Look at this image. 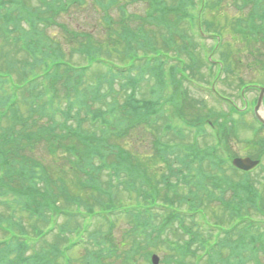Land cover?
Masks as SVG:
<instances>
[{
	"label": "trees",
	"instance_id": "obj_1",
	"mask_svg": "<svg viewBox=\"0 0 264 264\" xmlns=\"http://www.w3.org/2000/svg\"><path fill=\"white\" fill-rule=\"evenodd\" d=\"M143 1L161 13L148 9L130 15L124 0H95L105 12L100 36L64 25V38L75 41V50L88 61L76 67L67 60L61 38L39 30L37 22L53 21L83 0L0 1V38L9 46L0 48V222L8 204L27 223L33 220L31 238L37 242L47 236L44 225L55 226L57 214H65L61 231L75 225L74 237L82 231L78 220L92 216L91 227L86 224L78 239L82 253L70 255L64 241H55L32 250L29 264H107L110 259L111 264H151L153 253L161 255V264H195L196 259L264 264V226H257L264 221V191L249 173L235 169L224 151L238 123L229 112L234 110L220 104L208 111L194 109L190 95L201 81L195 73L200 64L185 57L193 55L194 43L181 25L187 14L167 22L166 0ZM177 1L184 3L181 7L195 4ZM211 2L220 5V0ZM114 3L120 16L109 11ZM214 8L207 5V15L216 17ZM14 52L23 58L16 60ZM116 55L121 61L114 60ZM97 65L106 67L104 72L93 71ZM89 71L94 74L88 78ZM68 173L78 192L69 185ZM126 192L135 203L121 205L120 216L130 226L121 239H107V244L106 237L119 226L113 211ZM202 194L228 209V226L201 213L207 211ZM161 198V210L151 209ZM176 199L179 207L161 212ZM145 201H150L146 210L140 206ZM185 213L200 215L196 223L206 230L211 224V230L198 233L184 221ZM24 250L13 261L20 263Z\"/></svg>",
	"mask_w": 264,
	"mask_h": 264
},
{
	"label": "rangeland",
	"instance_id": "obj_2",
	"mask_svg": "<svg viewBox=\"0 0 264 264\" xmlns=\"http://www.w3.org/2000/svg\"><path fill=\"white\" fill-rule=\"evenodd\" d=\"M1 1V0H0ZM36 4H40L39 0H32ZM199 1V0H197ZM212 1V0H211ZM211 1L209 0L210 4ZM255 1L252 0L248 3H243V0H224L221 2L220 5H218L217 15L218 18L214 19L212 15H207L206 11L202 12V24L204 29L210 31V32H223L224 40L222 46L217 45L213 42L212 39L203 40L201 39L198 34L195 33H189L190 29V22L192 21L189 16H186V18L181 22V25L184 26L185 30L189 34L197 35V38L193 39L194 43L191 48L193 49V55L185 54L184 56L188 59V61H192V58L195 60H198V63L200 64L199 69L196 70V76L204 83H208L209 79H214V82L211 83V85L215 84V88L226 95V98H229L230 100L235 101V103L239 107L244 106V101L242 95L238 94L242 90V85H240L241 78L244 79L243 84L247 85L248 87L244 91L245 100L252 103L257 96L259 95L258 90H256L255 85H264V78H263V69H264V23L262 26H254L250 19L254 16H256V13H252L255 8ZM131 3H135V0H130ZM177 0H166V4L168 5V10L170 12L165 15V18L167 22L169 20H173L176 16L177 12L175 11V7L177 6ZM208 2V3H209ZM76 3V2H74ZM188 3V2H187ZM175 5L171 7V5ZM71 5V3L69 4ZM137 5H139L137 7ZM146 4H127L126 9L128 10V13L131 14H137V13H143L145 9ZM225 6V11H223V7ZM198 8V7H196ZM195 8V9H196ZM264 8V5H262L259 8V11ZM148 9V7H147ZM153 10H157L156 13H161V10L158 9V7H153ZM1 10L4 11L2 8ZM113 15L119 14V6H113L111 10H109ZM189 12H192V9L188 10ZM63 12V11H60ZM103 10H98L94 6L91 0H83L81 5L73 4L69 7V9L66 12L58 13L55 20H46L44 17V21L40 20L39 23L37 22V25L39 27V30L46 29L49 34H53L54 36H57L58 38H61L63 48L67 54V60L73 63L76 66H79L80 64H88L87 59H82V55L75 50L76 42L70 41L68 39L64 38V28H62L64 25L67 26L70 29H76L79 28L95 32L100 36L101 33V25H102V19L100 17L104 14ZM194 12V11H193ZM193 12L191 15H193ZM252 15L250 16V14ZM250 16V18H249ZM249 18V19H248ZM208 19H211L209 22ZM248 19V20H247ZM58 20V22H57ZM247 20V21H246ZM258 23H260V18L258 17L257 20ZM163 23V22H161ZM247 23V25H245ZM237 24H242L240 27V31H244L246 27L250 28L252 31L255 32V35L249 36L248 39H245L243 34L237 33V37L239 40H234V45H229L230 42H233L232 36H233V30L237 26ZM245 25V27L243 26ZM182 27V26H181ZM162 32L164 31L167 33L166 35H169V31L167 28H162ZM162 33V34H163ZM260 33V34H258ZM165 35V36H166ZM258 35V37H257ZM66 40V41H65ZM161 44L162 41H159ZM211 47L213 51V55L216 59L222 58L226 59L225 61L228 62V65L231 67L228 71L223 72L221 75H217V69H213V74L208 76V73L206 72V65L202 60L203 52L207 50L208 47ZM0 48H9V46L6 44V41H4L2 38H0ZM3 51V50H2ZM0 51V53H2ZM233 58L231 59V57ZM14 55L16 56V60H21L23 58L20 54H16L14 52ZM102 58H106L109 56L106 52L101 53ZM189 58H188V57ZM241 59L242 63L238 64V68L234 65L237 63V61ZM115 61H121L120 58L116 55L114 56ZM221 62V61H220ZM234 64H233V63ZM202 63V65H201ZM99 64V63H98ZM227 65V63H226ZM88 66V65H87ZM106 67L103 65H97L93 68V71H96L97 74L99 72H104ZM196 68H194L195 70ZM93 71H89L88 74H86V77L93 76ZM242 86V87H241ZM263 87V86H262ZM191 102L195 104L194 109L197 111L199 108H203L204 111H208L209 107H212L214 109H217V107L211 102V99L208 97V95L205 93H198L195 91H191ZM251 108H252V104ZM229 107L232 106V104H228ZM227 105L224 107L226 109H229ZM254 108V107H253ZM235 117L237 120L242 121V123H239V126L234 127L233 133H231L229 137V147H227V150H224L227 154H231V158L236 156H251L254 159H260L261 163L260 165L253 169L250 173V177L252 181H254L256 187H259V190L262 192L264 191V187L262 185L264 184V131H255L254 123L252 122L253 113L248 112L246 113L242 118V116L235 114ZM246 125H243L244 122ZM230 134V133H229ZM236 134V135H235ZM147 152V151H144ZM74 175V173H73ZM69 185L74 188L76 192L79 191V189L76 187L75 181L70 178L69 173L65 175ZM236 180L240 178V174H236ZM82 193V191H80ZM186 193V190H184ZM210 197L207 194L201 195V202L202 206L206 208V216H210V219L212 223L218 222L220 224L228 226L231 222V214L229 213L228 209L222 204V202L216 200L217 198L214 197V199H209ZM121 200H118V209L123 211V206L125 204H133L135 203V197L132 195H129L128 192L122 193ZM142 204H146L145 202H140ZM182 207L186 208L188 205H183ZM2 213H4V220L9 221L12 217V211L11 208L5 207L3 209ZM260 214V213H255ZM214 216L217 217V219L214 218ZM92 216H89L86 220H81L77 226L81 225V230L83 232H86L85 226L87 222L91 220ZM119 226L116 230V232L113 233V236H107L105 242L109 244L110 241L119 240L122 238V234L128 230V223L125 220L126 217L119 216ZM125 218V219H124ZM114 219H116V216H114ZM219 219V220H218ZM218 220V221H217ZM32 221V220H31ZM31 221H28L27 227H29L30 224H32ZM189 221V220H187ZM260 221V220H258ZM191 222V221H189ZM262 223L264 221L262 220ZM76 224V223H74ZM11 224L8 223L5 224L3 227H1L0 230V239L6 237V231L5 227L10 226ZM89 226V224H87ZM193 226V225H192ZM71 227H75V225H72ZM91 227V226H89ZM196 227V226H194ZM29 230V228H28ZM107 234H110L109 231H107ZM8 238V237H7ZM108 239V241H107ZM53 241V238H51ZM83 252V249L78 248L74 249L71 253V255H74L77 251ZM110 259L107 264H111ZM204 264L203 261H201L200 264ZM113 264H120L117 260L113 261Z\"/></svg>",
	"mask_w": 264,
	"mask_h": 264
},
{
	"label": "water",
	"instance_id": "obj_3",
	"mask_svg": "<svg viewBox=\"0 0 264 264\" xmlns=\"http://www.w3.org/2000/svg\"><path fill=\"white\" fill-rule=\"evenodd\" d=\"M262 93H264V88L262 89ZM258 163H259L258 160H253L250 157L236 158L234 160V164L243 170H250V169L254 168L255 166H257ZM154 262H155V264H157L158 259L154 258Z\"/></svg>",
	"mask_w": 264,
	"mask_h": 264
},
{
	"label": "bare ground",
	"instance_id": "obj_4",
	"mask_svg": "<svg viewBox=\"0 0 264 264\" xmlns=\"http://www.w3.org/2000/svg\"><path fill=\"white\" fill-rule=\"evenodd\" d=\"M261 114H262V115H264V112H263V111H261Z\"/></svg>",
	"mask_w": 264,
	"mask_h": 264
}]
</instances>
